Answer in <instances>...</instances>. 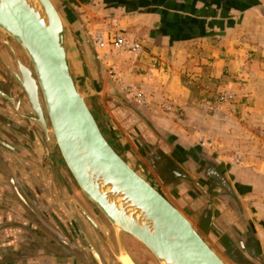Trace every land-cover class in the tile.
Returning <instances> with one entry per match:
<instances>
[{
    "label": "crops",
    "instance_id": "crops-1",
    "mask_svg": "<svg viewBox=\"0 0 264 264\" xmlns=\"http://www.w3.org/2000/svg\"><path fill=\"white\" fill-rule=\"evenodd\" d=\"M261 1L263 0H67L68 4L65 0L63 2L71 9L68 10L71 15L76 12L77 7L91 14H98L106 23V28L114 24L116 26L119 24L118 27L129 25L133 34L142 39L143 44L149 49L145 54V61L150 63L151 68L145 74L137 72L134 68L130 69L129 75L121 71L124 81L141 83L142 80H146L150 86L157 85L163 95L172 98L175 105L186 107L193 95L194 86L204 81L216 82L229 79L228 75H225L227 71L237 72L235 77L243 75L242 80L246 82H232L229 85L236 88L238 94H247L249 105L246 108L241 107V115L238 114L235 119L231 117L229 124H222L224 129L233 125L236 131L232 129L230 133H223L217 130L218 134L225 137L235 134L238 138H243L237 140L239 144H253L264 142V138L251 128L252 123H250L255 119L264 120V66L257 75H253L251 71L246 72L245 65L249 64V61L244 55L242 46L244 32L255 30L259 22L262 25L261 29L264 28ZM251 15L258 16L253 20L255 22L250 21ZM68 19L72 21V18ZM235 33L239 36L237 39H234ZM71 34L75 40L72 32ZM258 48L264 54V41ZM200 64H204V70ZM182 79H186L187 83L190 82L192 85L183 84ZM160 82L164 84L161 85ZM161 92L155 95H162ZM201 92L203 93L204 90L201 89ZM4 107L0 108V122L8 123L9 121H5L1 114L7 115L8 120L12 115L10 110L4 112ZM18 121L17 118L16 122ZM170 125L171 123L164 119L161 123L157 121L155 128L160 127L163 130L168 129ZM166 133L167 137L170 136L168 132H165V135ZM5 137L3 132L0 133V146H2L0 147V264H91L89 254L83 251V248H69L51 238L54 227L51 218L44 214L47 206L38 204L37 199L29 195L37 196V192L42 193V190L37 188V181L43 188L51 190L54 173L51 175L40 166L38 168L37 158L34 155L17 154L13 147L19 143L16 144V140L9 136ZM250 137L251 140L247 139ZM189 139L186 134L178 133L173 143L177 142V147L182 150L181 148H189L187 145L189 143L186 142H194ZM209 144L212 148L208 147L206 152L210 154L209 158L213 163L203 159L205 154L201 152H197L195 154L197 156L194 154L189 156L184 161L187 162L185 170L188 175L184 174L183 179H195L205 199V205L201 207L202 209H198L201 203L195 196L197 203L195 214L198 212L195 219H198L203 226V221H208V226L202 229L212 235L215 234L216 237L218 235L222 238L224 234L232 231L239 238L247 235L263 241L264 229L252 214L249 215L247 212L238 214L235 207L228 208L225 204L235 196L243 195L247 183L243 180L239 181L235 177L233 168L227 166L226 148L218 147L220 143L219 141L216 143L213 137ZM195 148L200 147L195 146ZM168 149L170 150L169 147ZM163 152L167 154L166 149H163ZM211 174L218 178L213 180ZM234 180H238L241 192H236ZM182 181L188 183L187 180ZM9 192H16L15 194L18 197L21 195L23 199L19 198L20 201L15 203L10 200ZM222 215L226 220L224 223L221 221ZM245 216L246 219H242ZM229 218H237L240 221L231 225L232 220ZM64 225L67 229L66 223ZM236 228H240V231ZM198 231L202 233V230L198 229ZM80 240L82 241L79 238L75 240L78 246H82ZM247 248L248 251L252 249L250 246ZM262 248L264 250V244L261 245V250ZM252 251L250 252L253 253Z\"/></svg>",
    "mask_w": 264,
    "mask_h": 264
},
{
    "label": "rangeland",
    "instance_id": "rangeland-1",
    "mask_svg": "<svg viewBox=\"0 0 264 264\" xmlns=\"http://www.w3.org/2000/svg\"><path fill=\"white\" fill-rule=\"evenodd\" d=\"M63 1L64 0H53L66 23L68 22V29H71V32L74 35L77 48L86 66L87 76L91 82L92 88L96 91L93 95L86 96L85 99H90V103L93 106L97 119L103 125L104 130L112 139L121 155L131 162L134 169L138 171L140 175L156 185L165 197L192 221L196 228L202 230V237L228 264H264V250L263 248L261 250V245L264 244V240L261 241L256 238L255 241L257 244L248 243V241L242 240L241 244L243 246H250V248H252L251 250H253V253L250 254L255 256L251 257L249 253L243 251L238 241H233L234 243L227 248L223 246L222 238L218 235L216 237L214 236L215 234L212 235L207 233L204 229H202L208 226V221L204 220L203 226L202 223H199L200 221H198V219H195V216L198 213L196 212L195 214V208L197 206L195 196L200 201L198 202L201 203V206H198V209L205 205L204 196L200 187L196 185L195 179H183L185 176L184 174H187V171L185 170L187 168V162L184 161L187 160L189 156L193 154L194 156H197L195 154H197V152H201L205 154L203 159L212 162L209 158L210 154L206 151L208 150V147L212 148V145H210L209 142L213 137V139L216 140V143L219 141L220 144L217 145L218 147L226 148L225 151L228 153V159L226 160L227 166L229 165L233 168L235 177L239 179V181L243 180L247 183V188L246 186L244 187L245 193H243V195H239L238 197L236 194L237 196H235L233 200L231 199L225 204L228 208L235 207L238 214L246 212L249 213V215L252 214L256 222L264 229V142L239 144L237 140H243V138H238L235 134L231 137H225L224 135H220V133L218 134L217 130L219 129V131L223 133H230L232 129L236 131L235 126H226L228 129H224L222 128V124H229L231 117L232 119H235L238 114L241 115V107L246 108L249 105L250 100L248 99L247 94H238L236 88L230 86L232 82H246V80H242L244 79L243 75L235 77L237 72L227 71L225 75H228L229 79L225 78L222 81L216 82L204 81L203 83L194 86L193 95L186 107H180L177 104L175 105L172 98L163 95L161 88H158L157 85L156 87L150 86V84H147L146 80H142V84L138 82L127 83L124 81V78L120 74L121 71H124L129 75L130 69L134 68L137 72L145 74L149 72V68H151V65H149L150 63L145 61V54L148 53V48L143 44L141 41L142 39L140 40V38H137V36L133 34L129 25L118 27L119 24L117 26L114 24L113 26L106 28V23L98 14L95 15L88 13L86 10L79 9V7L75 8V13L72 15L69 14L68 10L71 11V9L67 6L68 2L65 0L67 2V4H65ZM261 3V16H264V0L261 1ZM68 18H72V21L70 22ZM73 18L76 20L73 21ZM257 18L258 16L251 15L250 21L255 22L253 20ZM77 22H80L83 25L84 31L79 29ZM256 24H258V22ZM261 27L262 25L259 22V25L255 27V30L243 33L244 44L242 47L245 51L244 55L247 56L249 61V64L245 65V70L246 72L251 71L253 75L260 73L263 70L262 67L264 66V54H262L261 50L258 48L260 43L264 41V28H262V30ZM98 29H102L101 31H103L104 34L120 32L139 39L142 43L143 53L136 55L130 51H117L114 49L97 51L92 41V35L96 32H101L98 31ZM4 34L5 32L0 30V38L3 39L4 42L8 40L11 43V46L19 51L23 60H27L31 65L21 46L9 35L7 36ZM234 37V39H237L239 36L235 33ZM0 42L2 43V41ZM85 47H88L91 55L86 52ZM92 52L96 55V60L93 58ZM1 56L3 59H7L9 56L8 51L4 48V45L0 46V57ZM71 62L73 74L75 76L74 78L76 82H78L80 90L84 91V75L80 74L81 72H79L77 66L74 65L75 60L73 58L71 59ZM140 64L143 66H139ZM12 66L13 65L11 64L10 69L14 70ZM203 66L204 64H200L202 70H204L205 67ZM0 72H5L2 61H0ZM119 83L137 86L145 95L149 97V103L140 104L127 97L120 91ZM182 83L192 85L190 82L187 83L186 79H182ZM160 84L163 85L164 83L160 82ZM201 89L204 90L203 93L201 92ZM224 91H231L234 93L235 98L232 105L230 107L222 105L220 108L212 106L211 103L214 97L218 93ZM160 92L162 95H155L156 93L160 94ZM22 93L24 92L22 91ZM20 100L24 102L25 107L23 109L27 115L30 116V121H26L24 118H21V116L23 117L22 114H24V112L18 108L17 111L19 121L17 123V116H13L15 114L14 112L12 113L13 104L4 100L0 96V101H2V103L0 102V108L5 106L3 109L4 112L10 110L12 115L9 120L6 119V114H4L6 116L1 114L2 117L5 121H12L14 124L20 126H13L11 123L8 124L6 122H0V129L4 130L8 127L13 139L17 140L18 137H23V144L29 149L30 153L34 155L35 158L38 156L39 158L41 157V161L37 163V167L39 168L40 166L51 175L54 173L52 176L53 188L51 190L43 188L39 184V181H37V188L42 190V193L37 192V196H34L33 194L29 195H32L35 199H37L38 204L42 203L44 206H47V211L44 213L47 217L51 218V213L55 214L64 229H66L64 227V223H66L68 231L72 232L71 234L74 236L73 232L76 231L77 228L72 215L75 216L80 225L82 220L71 205V200L67 197L64 189L66 181H64L61 177L60 171H58L56 166L50 168L48 161L44 158L46 156L44 149L42 150L37 145V126H39V124L32 118L35 116L28 103H26L28 101L25 94L22 96L19 94V101ZM19 101L17 102L19 103ZM164 119L171 123L170 127L163 130L160 127L156 129V122L159 121V123H161ZM250 123H252L251 128H253L260 137L264 138V120L255 119ZM3 130H0V133H2ZM160 131L162 133H160ZM165 132H168L170 136L167 137V133L165 135ZM174 133L176 136H174ZM178 133L182 135L186 134L187 137L189 136V141L194 140V142L192 141L193 143L186 142L189 143L187 144L189 145V148H181L182 150H180V148L177 147L178 143H173V139H177ZM3 135L9 136L5 135L4 132ZM39 135L40 138L43 137V135L45 136L44 133ZM9 138L11 137L9 136ZM207 138L209 141L202 143V139L208 140ZM247 139L251 140V137ZM50 140L55 143L51 136ZM195 146L200 147L197 148L199 151L195 148ZM163 149L167 150V154L163 152ZM163 158L171 162V168L174 167L175 170V177H171L167 171H164L165 163L162 161ZM212 166L214 167V165ZM232 178H234L233 175ZM182 180H187L188 183L185 184ZM233 184L236 187V192H241L238 180H234ZM15 193L9 192V196L10 200L15 201L16 203V201H20V199ZM258 216L260 219H258ZM246 217L247 216L242 219H246ZM229 219L232 220L230 224L240 221V219L238 221L237 218H233L235 220L232 218ZM60 220L64 221V223ZM221 221L223 223L226 222L223 215L221 217ZM52 223L55 226L54 222ZM220 224L222 223L220 222ZM85 226L88 227L87 225ZM236 229L240 231V228ZM88 232H92L89 227ZM53 233H55V235H53L57 241L62 243L56 235V233L59 232ZM242 233H240V235H242ZM257 245L261 254L259 252L257 254ZM99 249L106 255V257H104L106 261H109L110 257L105 253L106 251L102 245H99ZM259 254L261 257L258 256ZM91 257L90 263L94 264L95 260L92 261Z\"/></svg>",
    "mask_w": 264,
    "mask_h": 264
},
{
    "label": "water",
    "instance_id": "water-1",
    "mask_svg": "<svg viewBox=\"0 0 264 264\" xmlns=\"http://www.w3.org/2000/svg\"><path fill=\"white\" fill-rule=\"evenodd\" d=\"M77 25L84 31L80 22ZM0 30L21 46L31 63L29 68L18 62L22 69L11 73L31 106L32 118L47 139L53 138L75 184L111 225L120 252H125L120 243L124 232L140 242L158 264H228L191 220L105 138L106 131L98 125L85 100L96 91L77 43L53 0H0ZM85 50L91 55L88 47ZM72 58L84 75V91L77 87ZM93 58L96 60L94 53ZM0 95L13 100L1 91ZM19 198L23 199L21 195ZM75 203L100 232L97 223ZM72 218L87 243L85 248L97 264H104L74 215ZM103 229L108 238V228ZM56 235L69 244L61 233Z\"/></svg>",
    "mask_w": 264,
    "mask_h": 264
},
{
    "label": "flooded vegetation",
    "instance_id": "flooded-vegetation-1",
    "mask_svg": "<svg viewBox=\"0 0 264 264\" xmlns=\"http://www.w3.org/2000/svg\"><path fill=\"white\" fill-rule=\"evenodd\" d=\"M4 35H7V34L5 33ZM0 41H2V43L0 42V46L4 45V48L8 51V54H9L7 59L5 58L3 59L2 56L0 57V61H2V65L5 70L4 73L0 72V91L12 97L13 100L10 101L4 96L2 95L1 96L4 100L13 104L12 112H14L17 118H19L18 111H17V109L19 108V110H22L24 112V114H22L23 117L21 116V118H24L26 121H28L30 116L27 115V113L23 109L25 107L24 102L21 100L19 101V94L22 96L24 95V93H22L19 85L17 84L13 75L11 74L10 65L11 64L13 65L12 68H14L16 72H19L18 61L21 64L28 66L29 68H31V65L28 63L27 60H23L19 51L16 48H13V46H11V43L8 40L4 42L3 39L0 38ZM85 100L91 112L97 119V116L94 113L93 106L90 103V99L87 98ZM17 101H19V103ZM97 122L99 123L100 127L104 130L103 125L100 123L98 119H97ZM10 123L13 126H19V125L14 124L12 121L8 122V124ZM3 132L5 135H9L13 139L8 128L4 129ZM39 134H43V131L40 126H37V145L38 147H40L42 150L44 149V152L46 153V156L44 158L46 159V161H48L50 168L56 166L58 171H60L61 177L63 178L64 181H66V185L65 186L63 185V186L66 191L68 199L71 200L70 201L71 205L73 206L77 215L80 217L83 223L87 225L90 228V230H92V232L89 233L88 227H86L81 221V225H80L81 229L83 230L84 235L89 240L91 247L99 254L104 264H122L120 260L117 258V255L121 252L119 249L118 239L111 225L109 224L107 219L103 216V214L99 211V209L81 193V191L75 184L71 174L69 173L68 169L63 163V160L60 157L58 148L55 145V143H53L50 140V138L49 139L45 138L44 135L43 137L40 138ZM103 134L106 136L111 146H113L119 152L118 148L114 145L112 139L107 135V133L103 131ZM23 141H24L23 137H19L15 142L16 144L19 143L18 145H15V144H10V145H15L13 148L17 154L30 155L31 153L29 149L24 146ZM10 143H12V141H10ZM37 149H36V152H37ZM40 161H41V157L39 158L38 156L37 163H39ZM210 177L213 180L218 178L214 174H211ZM74 201L77 202V204H79L84 209V211L97 223L98 229L100 230V232L96 230L93 227V225L89 222V220L79 211V209H77V205L74 203ZM51 215H52L51 219L55 224L54 226L52 223L54 227L53 231L61 233L69 242L68 245H65V244L64 245L69 248H73V249L83 248L82 250L88 253L89 257H91L92 256L91 251L85 248V246L87 247V243L83 237V234H81L76 229V231L73 232L74 233V236H73V234H71L72 232H69L68 229L63 228V226L61 225V223L59 222L55 214L51 213ZM103 226L108 228V238L104 234L105 232H104ZM53 234L55 235V233L52 232L51 234L52 239L55 242L59 243ZM76 238L82 239V241L80 240L82 246L77 245V241H75ZM120 243L134 264H158L155 258L151 255V253L140 242H138L136 239H134L130 235L124 232H121ZM99 245L100 246L102 245V247L106 251L105 253L110 257L109 261H106V259L104 258L106 257V255L100 251ZM91 259L92 261H94L93 256L91 257ZM94 262L96 263V261Z\"/></svg>",
    "mask_w": 264,
    "mask_h": 264
},
{
    "label": "built area",
    "instance_id": "built-area-1",
    "mask_svg": "<svg viewBox=\"0 0 264 264\" xmlns=\"http://www.w3.org/2000/svg\"><path fill=\"white\" fill-rule=\"evenodd\" d=\"M92 41L97 51L114 49L117 51H130L136 55L143 53L142 43L139 39L120 32H112L109 34L96 32L92 35ZM119 89L124 95L140 104L149 103V97L137 86L119 83ZM234 98L235 95L231 91L220 92L214 97L211 105L216 108H220L222 105L230 107ZM205 141H209V139H202V143H205Z\"/></svg>",
    "mask_w": 264,
    "mask_h": 264
},
{
    "label": "trees",
    "instance_id": "trees-1",
    "mask_svg": "<svg viewBox=\"0 0 264 264\" xmlns=\"http://www.w3.org/2000/svg\"><path fill=\"white\" fill-rule=\"evenodd\" d=\"M164 163H165V167H164V171H167L169 173V175L171 177H175V170H174V167L171 168V162L168 161L167 159H164L162 160ZM242 240H246L248 241L249 243H254V244H257V242L255 241V238H251V237H248L247 235L245 237H237V234L236 233H233L232 231L229 232V234H224L223 237H222V243H223V246L224 247H229L231 244H233L234 242L233 241H238L239 244L241 245L243 251H247V253H249V255H251V257H254L255 255H252L250 254L251 252L248 251V246L245 247L243 246L241 243H242ZM257 254L258 252L260 253V249L257 245ZM261 254V253H260ZM260 254L258 256H260ZM261 257V256H260Z\"/></svg>",
    "mask_w": 264,
    "mask_h": 264
},
{
    "label": "bare ground",
    "instance_id": "bare-ground-1",
    "mask_svg": "<svg viewBox=\"0 0 264 264\" xmlns=\"http://www.w3.org/2000/svg\"><path fill=\"white\" fill-rule=\"evenodd\" d=\"M87 46H88V43H87ZM19 62V61H18ZM20 65L21 64H19L18 66H19V68H20ZM20 69H22V67L20 68ZM72 71H73V69H72ZM23 73H24V75H26V76H28L27 75V72H25L24 71V69H23ZM80 74H83V73H80ZM73 76H74V74H73ZM75 77V76H74ZM77 85H78V82H77ZM78 87V89H80L79 88V86H77ZM31 107V106H30ZM98 125H99V123H98ZM100 126V125H99ZM105 136V135H104ZM105 138H106V136H105ZM107 139V138H106ZM108 141V140H107ZM109 142V141H108ZM111 145V144H110ZM113 147V146H112ZM114 148V147H113ZM115 149V148H114ZM116 150V149H115ZM120 154V153H119ZM121 155V154H120ZM122 156V155H121ZM123 157V156H122ZM125 158V157H124ZM138 172V171H137ZM139 173V172H138ZM140 174V173H139ZM192 222V221H191ZM193 224V223H192ZM194 226V225H193ZM195 227V226H194ZM201 234V233H200ZM119 260H121V262L123 263V264H134L133 263V261L131 260V258L128 256V254H126L125 252H123V251H121V253H120V255H119Z\"/></svg>",
    "mask_w": 264,
    "mask_h": 264
}]
</instances>
